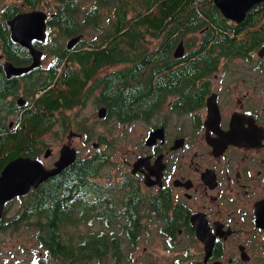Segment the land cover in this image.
<instances>
[{"label":"flooded vegetation","instance_id":"flooded-vegetation-1","mask_svg":"<svg viewBox=\"0 0 264 264\" xmlns=\"http://www.w3.org/2000/svg\"><path fill=\"white\" fill-rule=\"evenodd\" d=\"M204 3L208 5L198 6L187 27L181 21L173 23L171 52H164L163 45L170 29L161 26L137 39L135 46L127 39L126 48L133 52L116 61L100 59L97 53L87 58L79 53L76 58L72 51L84 46L79 42L69 51L67 41L63 45L57 36L46 49L52 58L42 61L46 37L32 39L42 51L39 65L8 75L7 62L28 65L33 54L12 37L9 23L10 38L0 35V84H6L0 93L8 92L1 101L0 120L17 114L21 120L26 118L43 95L40 120H47L45 131L58 120L64 128L66 120H96L122 128L117 137L128 170L121 180L105 184L111 189L109 195L100 198L96 189L91 196L96 202L92 217L109 229L95 235L118 241L105 246L112 260H97V264H264V0L252 5L240 21L224 15L213 0ZM210 10L216 13L213 17L206 14ZM4 19L0 16L3 27ZM198 19L204 22L200 25ZM52 28L58 26H50L48 15L47 36ZM147 35L158 42L152 50H140L150 39ZM180 43L183 51L176 55ZM68 63L69 78L74 77L69 82L68 73L63 74ZM46 79L50 81L40 88ZM33 85V93H25L28 98L17 97L19 89L26 91ZM132 92H139L133 100ZM101 108L104 115L99 113ZM93 130L94 137L70 129L61 147L75 146L72 137L93 140L95 147L105 145L104 134L99 128ZM47 145L39 146L33 157L52 167L61 147L56 153ZM47 148H51L49 155H45ZM53 156L52 163L47 162ZM81 157L78 151L77 158ZM139 158L141 168L134 170ZM13 199L6 203L5 212ZM101 199L110 203L102 208L107 213L102 217L98 214ZM16 216L9 220L2 216L0 222L5 220L9 226ZM33 218L29 219L37 231ZM64 247L37 245L30 262L91 264L96 258L68 262L62 255Z\"/></svg>","mask_w":264,"mask_h":264},{"label":"trees","instance_id":"trees-1","mask_svg":"<svg viewBox=\"0 0 264 264\" xmlns=\"http://www.w3.org/2000/svg\"><path fill=\"white\" fill-rule=\"evenodd\" d=\"M31 7L40 6L43 0H24ZM139 2L138 8L136 3L130 6V0H91L88 8L82 6L81 0H54V13L49 16L50 26L57 25L64 35L72 36L84 32L86 35L95 34L96 30H101L98 40L82 39L79 46H84L79 51H72L73 56L79 57V53L89 57L95 53L100 59L116 61L123 57L124 54L132 53V48L127 49L126 40L130 39L133 46L136 40L144 37L147 32H157L159 27H166L174 22H182L184 27L188 22L196 18L199 12L198 6H207L205 0H136ZM113 2L116 6L113 7ZM17 4H4L0 7V16L5 18V27L0 22V35L10 38L7 18L14 16L20 9ZM105 8L106 12L101 13ZM213 17L216 13L210 10L206 13ZM83 15L81 18L80 16ZM107 19L108 28H101L102 23ZM203 19H198V24H202ZM107 27V26H105ZM171 29L169 30L163 45L164 52H171L172 41L170 39ZM9 46H12L8 42ZM172 46V47H171ZM72 50L69 48V51ZM74 60L69 61L71 63ZM69 63L63 73L67 82L74 79L69 78L71 68ZM54 75V74H53ZM52 75V78H53ZM69 78V79H68ZM50 80L42 81L40 88L44 87ZM34 81L32 82V84ZM5 83L0 84V89L5 88ZM15 86V85H12ZM37 89V88H35ZM34 85L26 90L27 94H32ZM0 93V115L2 109V98L7 95ZM138 96L139 92H132ZM45 96L40 95L36 99L34 108L31 109V120H20L18 130L9 128L7 120H0V171L4 165L12 158L19 155L37 156L39 146L38 136L48 129L47 120H40L43 117L41 102ZM51 102V101H50ZM43 105V106H42ZM52 106V105H51ZM54 107V105H53ZM26 116V117H29ZM52 122L55 120H51ZM31 130V131H30ZM33 134V136H31ZM36 140V141H35ZM109 164V156L104 150H99L92 155L77 158L70 166L50 180L44 181L27 199L22 212H18L15 217V223L21 222L32 217L36 218L37 231L35 234L36 243L39 245H57L65 246V257L68 262L74 260H88L91 256L102 257L108 255L105 249L106 245L117 244L118 241L112 237L106 236L105 241L103 234H88L83 240H73L72 235L66 230L68 224H78L92 218L95 212V201L91 196L98 189L99 197L103 198L110 194L111 189L108 185L99 181L96 183L94 178L102 172L105 165ZM110 205L107 200L101 199L99 207L101 208L99 216L107 215L102 211L103 207ZM97 208V206H96ZM78 209L82 211L79 214ZM108 223L107 220H104ZM32 223V222H31ZM7 223L1 220L0 228L8 229ZM67 233V235H66ZM65 235V236H64ZM118 255V253L116 254ZM19 264V260L18 263Z\"/></svg>","mask_w":264,"mask_h":264},{"label":"rangeland","instance_id":"rangeland-1","mask_svg":"<svg viewBox=\"0 0 264 264\" xmlns=\"http://www.w3.org/2000/svg\"><path fill=\"white\" fill-rule=\"evenodd\" d=\"M91 0H81L82 6L85 8H88L89 5L91 4ZM137 1L136 0H130L129 5L133 6ZM113 2V7L116 6ZM4 4H17L18 9L23 11H31L33 9L41 8L47 11L48 15H52L55 9L54 5V0H43L42 4L40 6L36 7H31L30 5L26 4L24 0H0V7L4 6ZM139 2L136 3V6L138 8H141L139 6ZM115 8V7H114ZM106 10L105 8L102 9V14L105 13ZM81 18L83 15L80 16ZM107 26V27H105ZM107 24V19L105 23H102L101 28H108ZM172 27V25H168L165 27L166 31L169 30ZM82 33V38L84 37L85 39H94L98 40V36L95 35L97 33H101V30L97 29L95 34H88L86 35L84 32ZM79 33V34H81ZM77 35V34H76ZM54 36H57L63 41V45H66V41H68L69 38L72 36H67L64 35L58 28H52L50 30L49 36H47V31H46V37L48 41L44 42L43 44L45 45V57L42 59V61L48 62L50 58H52V55L48 51V55L46 52V49L48 46L54 41L52 38ZM45 37V38H46ZM150 39L144 40V47H140V50H145L149 49L152 50L155 46L156 43L158 42V39H155V37L151 35H147ZM44 38V39H45ZM44 39H39V40H44ZM18 96L25 95L26 91L23 89H19L17 91ZM27 98L29 96L25 95ZM34 96L32 97V99ZM88 110V109H87ZM87 110L84 112L85 115L87 114ZM72 112H76V109H73ZM20 120L21 117L20 115H12L7 118V121L11 123L12 121L14 122V125H9V128H12L13 130H18L20 127ZM22 120H31L28 117H23ZM58 124L51 126L50 130L43 131L38 135V142L36 141V144L40 146L41 148L45 143H48L51 145L54 149V152L58 153L59 148L61 147L62 142L65 140H68L67 134L70 129H81L85 130L90 133L93 137L97 135V133L93 129H100L102 135V140L101 142L106 143L101 144L99 147H95L92 143L93 140H88V141H82L80 137H72V142L74 143L75 147L78 149L79 154L81 156H86L89 155L90 153H95L99 150H104L105 152L108 153L109 155V164L105 165L102 169V172L100 176L96 177V180H99L103 182V184H109L110 182L114 181H119L123 176H125V172L128 170V167L124 165V160L121 158V142L119 141L117 137V133L121 132L122 128L121 126H114L110 122L109 123H98L96 120H66L65 121V127L63 126V123L61 120H58ZM13 124V123H12ZM55 125V126H54ZM31 131V130H30ZM116 134V135H115ZM33 136V134H31ZM91 137V138H93ZM96 141L98 139H95ZM137 140V139H135ZM47 145V146H49ZM45 146L43 150L47 147ZM56 156H53L51 159L47 160V162L53 161V159ZM118 174H121L118 176ZM28 194L22 195V199L20 198H15L12 201V205L7 211H4L3 217L5 220L11 219L13 216H16L18 212H22V209L25 205L24 201L28 198ZM4 220V221H5ZM36 218H33L32 221H35ZM66 230L69 234L72 235L73 240H83L84 237H86L88 234H95V232L99 231H105L109 232V229L106 228L99 219L97 218H89L86 221L79 222L78 224H68L66 226ZM35 227L33 223H31L30 219H25L21 222L18 223H13L9 225L8 229H2L0 230V264H17L18 260L22 264H33L31 260V257L37 254L36 247L39 245L36 243V238H35ZM67 235V233H66ZM56 259H53L55 261ZM111 261V254L104 255L102 257H96L92 258L90 260L91 264H97L95 261Z\"/></svg>","mask_w":264,"mask_h":264},{"label":"water","instance_id":"water-1","mask_svg":"<svg viewBox=\"0 0 264 264\" xmlns=\"http://www.w3.org/2000/svg\"><path fill=\"white\" fill-rule=\"evenodd\" d=\"M220 7L224 15L235 18L238 21L243 19L248 9L255 3L262 0H213ZM48 13L46 10L37 8L31 11L16 13L8 20L11 35L21 44L30 48L33 54V62L16 66L12 62H7L5 68L8 75L20 74L39 65L42 51L36 48L32 39H44L46 37ZM82 39L81 34H75L67 41L68 48H72ZM183 51L182 43L179 44L176 55H181ZM104 115V108L99 111ZM51 153V148H47L45 155ZM78 150L69 143L63 144L60 149V156L52 167H46L44 162L31 155H19L9 160L0 171V218L3 216L6 203L16 196L27 194L31 188H37L49 177L60 173L77 160ZM143 159L139 158L134 162V170L140 169ZM71 264H82L74 262Z\"/></svg>","mask_w":264,"mask_h":264},{"label":"bare ground","instance_id":"bare-ground-1","mask_svg":"<svg viewBox=\"0 0 264 264\" xmlns=\"http://www.w3.org/2000/svg\"><path fill=\"white\" fill-rule=\"evenodd\" d=\"M31 189H32V188H31ZM29 192H30V191H29ZM29 192H28V193H29Z\"/></svg>","mask_w":264,"mask_h":264}]
</instances>
